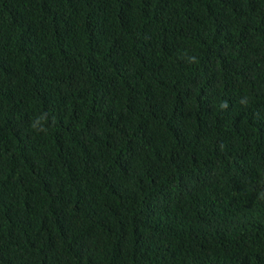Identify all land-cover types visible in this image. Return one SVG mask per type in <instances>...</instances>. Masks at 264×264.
Returning a JSON list of instances; mask_svg holds the SVG:
<instances>
[{"label":"trees","instance_id":"1","mask_svg":"<svg viewBox=\"0 0 264 264\" xmlns=\"http://www.w3.org/2000/svg\"><path fill=\"white\" fill-rule=\"evenodd\" d=\"M262 193L264 0H0V264H264Z\"/></svg>","mask_w":264,"mask_h":264},{"label":"clouds","instance_id":"2","mask_svg":"<svg viewBox=\"0 0 264 264\" xmlns=\"http://www.w3.org/2000/svg\"><path fill=\"white\" fill-rule=\"evenodd\" d=\"M222 106L226 107V104ZM32 127L35 128V124H33ZM42 131H46V129H42ZM261 197L264 198V193L261 194Z\"/></svg>","mask_w":264,"mask_h":264}]
</instances>
